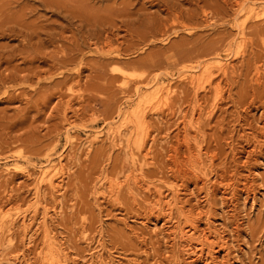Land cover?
Returning a JSON list of instances; mask_svg holds the SVG:
<instances>
[{
    "label": "rangeland",
    "instance_id": "374dc122",
    "mask_svg": "<svg viewBox=\"0 0 264 264\" xmlns=\"http://www.w3.org/2000/svg\"><path fill=\"white\" fill-rule=\"evenodd\" d=\"M81 1L0 0V53L10 62L1 77L33 79L23 87L12 74L6 85L18 87L0 98V264H42L46 229L69 264H264V18L249 19L242 38L238 26L254 4L228 0L227 7L218 0L212 29L134 54L144 46L143 28L115 30L109 45L95 46L85 37L104 26L83 22ZM89 1L90 7L114 6ZM237 1L246 3L240 15ZM221 57L229 60L227 76L215 69ZM206 65L218 71L212 69V88L224 98L213 114ZM17 66L26 70L18 75ZM33 67L47 72L41 81L53 76L55 83L40 89ZM193 71L200 77L195 83L186 76ZM167 86L170 94L163 95ZM155 96L170 103L163 112L151 111ZM141 142L151 153L147 159ZM174 149L183 169L174 163ZM60 160L61 186L38 188L41 170ZM160 192L174 205L171 216L153 209ZM185 217L197 222L192 241L199 244L206 232L224 249L210 254L205 248L202 258L188 253L180 238Z\"/></svg>",
    "mask_w": 264,
    "mask_h": 264
},
{
    "label": "bare ground",
    "instance_id": "6f19581e",
    "mask_svg": "<svg viewBox=\"0 0 264 264\" xmlns=\"http://www.w3.org/2000/svg\"><path fill=\"white\" fill-rule=\"evenodd\" d=\"M89 1V0H88ZM87 0H82L79 4L80 5H77L76 3V7H78V10L80 12L79 13V17L84 20L83 22H85L87 25H90L92 28L96 27V25L99 26L102 25L104 26V29L102 31L101 34H95L93 37L90 36L89 38H86V40H88L89 42L92 41L95 42V44H99L100 42H103V44L105 45H109L112 41V39H115L117 35H116V31L119 33L121 30H124L125 28H127L128 26H135V25H139L140 27L143 28V32H140L141 29L139 30L140 32V40L143 41V43L141 45H144L142 49L140 50H137L134 54H137V53H142L144 51H146V49H149L150 46H154V44H161L162 46L164 45H167L171 42V40L173 38H176V37H181L180 35L182 34H186L187 36L189 37H192L194 35H197V32L200 30H203L205 29L204 27H211L212 23V18L213 15H214V9L216 7V3L218 0H143V2L141 3L142 0H138V1H135V3H137V5H140V7H138V9H136L137 5L135 4H125L124 7H122L123 5L121 4L120 8H117L116 5H118L117 1L119 0H100L101 4L103 3H109V2H112L114 1V6L116 8L113 7H110L109 5L108 6H105L104 8H96V6L94 7H90V5H88V2ZM133 1V0H132ZM224 1V0H223ZM46 2V1H45ZM90 2V1H89ZM222 2V1H221ZM117 3V4H116ZM124 4V1L122 2ZM134 3V2H133ZM228 0L224 1L222 4L224 5H228ZM251 3H253L254 5L250 8L247 9L246 13H244V15H246V20L245 22H242L239 24L238 28L240 29V36H242V38L244 37V34H245V28L247 27L246 23L248 22V20L251 22V20L253 19H263L264 18V0H251ZM255 3H261V4H258L259 6H256L257 4ZM67 5V4H66ZM69 5H72V4H69ZM95 5V4H94ZM235 7L238 8V13L239 15L242 14L245 10V5L246 3L244 4L243 1H237L235 2ZM8 6V5H7ZM93 6V5H92ZM73 7V6H71ZM156 8V11H153V13L149 10L150 8ZM228 7V6H227ZM236 8V9H237ZM72 9V8H71ZM240 9V10H239ZM48 10V9H47ZM153 10V9H152ZM155 10V9H154ZM55 11V10H54ZM151 12V13H148V12ZM71 12V11H70ZM75 13V12H74ZM71 15V14H70ZM106 15V16H105ZM238 17V14L236 15ZM215 17V16H214ZM256 17V18H254ZM79 18V19H80ZM211 19V21H209ZM244 18V17H243ZM236 20V19H235ZM81 21V20H80ZM191 22H194V24H189ZM242 21V20H241ZM260 21V20H259ZM188 22V23H187ZM101 23V24H100ZM121 23V25L119 24ZM210 23V24H209ZM258 23V21H257ZM263 23V22H262ZM85 24V25H86ZM80 25V23H79ZM78 25V26H79ZM83 24L81 23V26ZM216 25V24H215ZM222 25V24H221ZM225 25V24H224ZM252 25V24H251ZM101 26V27H102ZM220 26V25H219ZM38 27V26H37ZM136 27V26H135ZM139 27V28H140ZM21 28V27H20ZM99 28V27H98ZM203 28V29H202ZM218 28V27H217ZM260 28V27H259ZM135 29V28H134ZM212 29V27H211ZM20 30V29H19ZM37 30V29H36ZM35 30V31H36ZM44 30V29H43ZM41 30V31H43ZM116 30V31H115ZM206 30V29H205ZM214 30V28H213ZM257 30V29H256ZM11 31V30H10ZM14 31V30H12ZM23 31V30H22ZM45 31V30H44ZM212 31V30H211ZM37 32V31H36ZM50 32V31H49ZM129 33V31H127ZM2 33V32H1ZM0 33V34H1ZM14 33V32H13ZM18 33V32H17ZM19 33H21L19 31ZM23 33V32H22ZM25 33H27L25 31ZM125 33H126V30H125ZM16 34V32H15ZM32 34H35V33H32ZM31 34V35H32ZM39 34V33H38ZM55 34V33H54ZM63 34V33H62ZM62 34H59L61 35L62 37ZM257 34V33H256ZM6 35V34H4ZM3 35V36H4ZM40 35H43L41 32H40ZM48 35V33H47ZM56 35V34H55ZM129 35V34H128ZM255 35V34H254ZM17 36V34H16ZM22 36V35H21ZM20 36V37H21ZM50 36V35H49ZM54 36V35H53ZM52 36V37H53ZM19 37V38H20ZM24 37V36H23ZM30 37V36H29ZM33 37V35H32ZM31 37V38H32ZM88 37V36H87ZM130 37V36H129ZM4 38V37H2ZM40 38V37H38ZM23 39V38H22ZM36 39V38H35ZM59 39V38H58ZM62 39V38H61ZM240 39V38H239ZM246 40V38H244ZM53 40V39H52ZM23 41V40H22ZM21 41V42H22ZM50 41V40H49ZM115 41V40H114ZM190 41V40H189ZM250 41V40H249ZM252 41V40H251ZM264 41V40H263ZM25 42H26V46L29 47V44L31 42V39L29 40H26L25 39ZM51 42V41H50ZM53 42V41H52ZM140 42V41H138ZM235 42V41H234ZM244 42V41H243ZM24 43V42H23ZM194 43V42H193ZM54 44V43H53ZM94 44V43H93ZM94 44V45H95ZM25 43L22 44L21 46L24 47ZM32 45V44H31ZM102 45V43H101ZM2 46V45H1ZM96 46V45H95ZM224 46V45H223ZM234 46V45H233ZM246 46V45H245ZM260 46V45H259ZM18 48V46H16ZM15 47V48H16ZM27 47V48H28ZM248 47V46H246ZM252 47V46H251ZM3 48V46L1 47V49ZM10 48V47H9ZM8 48V49H9ZM14 48V46H13ZM16 48V50H17ZM22 48V47H21ZM244 48V47H243ZM5 49V48H4ZM3 49V50H4ZM30 49V48H29ZM248 50V48H247ZM5 51V50H4ZM10 51V50H9ZM15 51V50H14ZM21 51V50H19ZM23 51L26 52V54L28 55L29 54V50H26L23 48ZM32 51V50H31ZM209 51V50H208ZM219 51V50H218ZM244 51V50H243ZM11 52V51H10ZM18 52V51H16ZM14 52V53H16ZM28 52V53H27ZM37 52V51H36ZM193 52V51H192ZM207 52V51H206ZM262 52V51H261ZM8 54V52H7ZM21 54H22V51H21ZM24 54V53H23ZM22 54V55H23ZM202 54V53H201ZM6 55V54H5ZM11 55V54H9ZM7 55V56H9ZM21 55V56H22ZM57 55V54H56ZM204 55V54H203ZM220 55V54H219ZM238 55V54H237ZM14 56V55H13ZM20 56V57H21ZM31 56V54H30ZM68 56V55H67ZM104 56V55H103ZM106 56V55H105ZM104 56V57H105ZM116 56V55H115ZM119 56V55H118ZM12 57V56H11ZM19 57V56H17ZM63 57V56H62ZM108 57V56H107ZM219 57V56H218ZM8 58V57H6ZM14 58V57H13ZM23 58V57H22ZM65 58V57H64ZM121 58V57H119ZM209 58V57H208ZM43 59V58H42ZM223 58H219L217 60V62H215V69L217 67L218 71L221 72L223 75L227 76V72L229 70V66L230 64L228 63L229 60H222ZM5 60V61H4ZM9 59H5V56L3 53H0V70L1 68L3 69V64L4 62L6 64H9L10 62L8 61ZM13 60V59H12ZM32 60V59H31ZM60 61V60H59ZM152 62V61H151ZM205 62V60H204ZM214 62V61H213ZM264 62V61H263ZM206 63V62H205ZM208 63V62H207ZM210 63V62H209ZM208 63V64H209ZM261 63V62H260ZM211 64V63H210ZM201 65V64H200ZM203 65V63H202ZM196 66V65H195ZM263 67V64L261 65ZM259 66V67H261ZM64 67V66H63ZM190 67V66H188ZM187 67V69H188ZM197 67V66H196ZM195 67V68H196ZM205 67V66H203ZM202 66L200 68H203ZM15 68V67H14ZM13 68V69H14ZM194 68V66H193ZM11 69V70H13ZM28 69V68H27ZM184 69V68H183ZM182 69V71H183ZM192 69V67H191ZM214 69V66H210V65H206V68L203 72V75H206L207 76V79H208V84L210 85V89L213 90V93L215 95V98L213 99V103H212V114L213 112L215 111L216 108H219V103H222L220 101H222V98H223V95H221V91H220V88L217 87L216 89H213L212 88V79L214 77V74H213V70ZM216 72H218L217 70H215ZM6 71H9L10 68L6 66L5 68ZM26 70V69H25ZM25 70H20V68L18 69V66L16 68V73L19 75V73L25 71ZM185 70V69H184ZM29 71L32 73H34V77L35 79H37V85L40 87L44 84L46 85H51L53 83H55V78L53 76H49V78H45L44 80L45 81H41V78H40V74H42L43 72L44 73H47L45 71H38V68L37 67H33V68H30ZM48 71H51L48 70ZM79 71V70H78ZM187 71V70H186ZM4 72V71H3ZM194 72V71H193ZM197 72V71H196ZM215 72V73H216ZM64 73L65 72H60L59 75H58V78H63L64 77ZM80 73V71H79ZM186 72H184L183 74H185ZM13 74V73H12ZM11 74V75H12ZM182 74V73H181ZM182 74V75H183ZM11 75H8L11 76ZM188 75V76H187ZM2 76V73H0V91H3V92H0V95L2 94V96H0V98L2 97V99H7L11 94L10 92L13 91L11 90L12 88H10L8 86V84L6 85V83H8V80L7 78L4 79L1 77ZM31 76V75H30ZM30 76H25L24 77H21V78H18L16 75L13 74V77H11L12 79L11 80H17L18 82L19 79H21L22 81L24 80L25 82H22V84L20 85L18 82V84L20 86H23L24 87V84L23 83H26V82H29L31 83L33 81L32 78H30ZM187 78L190 80L191 83H195L198 81V79L200 77H198V75L196 76V73H189L187 72L186 74ZM255 77L256 79L254 80L255 83H260L261 80H262V73H261V70L260 68H256L255 70ZM186 78V79H187ZM217 78V77H216ZM4 79V80H2ZM9 80V81H11ZM214 80V79H213ZM13 81V82H14ZM65 81V80H64ZM222 81V80H221ZM232 81V80H231ZM252 81V80H251ZM12 82V83H13ZM11 83V84H12ZM189 83V82H188ZM251 83V82H250ZM10 84V83H9ZM42 84V85H41ZM207 84V85H208ZM15 85V86H14ZM195 85V84H193ZM256 85V84H255ZM258 85V84H257ZM12 86H14V88L18 87L16 86V84H12ZM152 86V85H151ZM45 87V86H44ZM200 87V86H199ZM206 87V86H205ZM15 88V89H16ZM166 88L167 90L164 91L167 92L168 94H170L169 90V86L167 87H164ZM14 89V91H16ZM19 89V88H18ZM17 89V91H18ZM21 89V88H20ZM26 90L27 88H23V90ZM41 89V87H40ZM11 90V91H10ZM38 90V89H36ZM157 90V89H156ZM156 90H154L155 94H156ZM161 90V89H160ZM200 90H205V88H201ZM222 90V89H221ZM13 91V92H14ZM35 91V90H34ZM20 92V91H19ZM36 92V91H35ZM159 92V90L157 91ZM163 92V91H162ZM204 92V91H203ZM22 93V91H21ZM153 93V92H152ZM207 93V92H206ZM163 94V93H162ZM21 95V94H20ZM24 94H22L23 96ZM26 95V94H25ZM24 95V96H25ZM151 94H149L150 96ZM158 95V94H156ZM161 95V94H160ZM163 95H166L163 94ZM14 97V96H13ZM12 97V98H13ZM153 97V96H152ZM197 98V96H196ZM11 99V98H10ZM16 99V98H15ZM1 100V99H0ZM26 100V99H25ZM31 100V99H30ZM197 100V99H196ZM224 100V98H223ZM151 101V100H150ZM199 102V100H198ZM170 104V103H168ZM167 104V100L163 97V96H155L154 99L152 100L151 102V106L150 108H152V112H157V111H162L163 108H165ZM200 105V104H199ZM208 105V104H207ZM69 107V106H68ZM200 108V107H199ZM167 109V107L165 108ZM169 109V108H168ZM202 110V109H201ZM218 110V109H217ZM163 112V111H162ZM211 112V111H210ZM201 113V112H200ZM154 114V113H153ZM157 114V113H155ZM199 114V113H198ZM209 114V113H208ZM211 114V113H210ZM215 114V113H214ZM146 116V115H145ZM212 116V115H211ZM148 117V116H147ZM209 117V116H208ZM213 117V116H212ZM146 119V118H145ZM100 135V134H99ZM98 139V136L96 137ZM116 138V137H114ZM186 139V138H185ZM190 141V140H189ZM147 142V141H146ZM145 142V143H146ZM187 142V141H186ZM185 142V143H186ZM188 143V142H187ZM186 143V144H187ZM142 144V145H140ZM139 144L140 146V149H141V153L143 152H146L145 153V156L143 154V158L147 159L149 157V152L146 151V148L144 147V142H141ZM189 145V144H188ZM186 146V145H185ZM187 147V146H186ZM191 147V146H190ZM178 149V148H177ZM175 150V156H174V163L175 165H178V163L180 164H183L180 160V155L178 153V151ZM143 151V152H142ZM199 153V152H198ZM200 154V153H199ZM196 155V154H195ZM194 155V153H190V155H188L189 157L188 158V162H190V164L193 162L195 163V159L196 156ZM151 156V155H150ZM173 157V156H171ZM185 162V160H182ZM188 162L185 165H188ZM182 166V165H181ZM180 165H178V168H182L184 166L181 167ZM190 167V165H188ZM17 168V167H16ZM177 168V169H178ZM183 169V168H182ZM22 170V169H21ZM176 170V169H175ZM20 171V169H19ZM26 171V170H24ZM185 173V172H184ZM64 173H63V163H62V160L59 161L58 164L56 165H52L48 168H45L43 170H41L40 172V176H39V180H38V188L43 185V184H47L49 186H51L52 188L56 189V188H59L58 186H61V183L63 181V176ZM206 176V175H205ZM135 177H138V176H135ZM128 180V179H127ZM135 183H139L137 178H135L134 180ZM121 186V183H117L115 186L112 185V187H110V194L111 196H114L119 188ZM228 186V185H227ZM230 186L229 185V189H230ZM227 189V188H226ZM176 195V193H175ZM160 196V197H159ZM159 201H156L157 204H155L153 206V209H158L160 210L162 213H164L165 215L167 216H171L172 215V212L174 210V205H172L173 203H166L164 202V194L163 193H159ZM157 210V211H158ZM2 212V211H1ZM0 212V214H1ZM3 214V213H2ZM9 214V213H8ZM192 217V216H191ZM186 218V223L184 224L183 227H181L180 229V238L183 240V242L185 243V247L188 248L187 251H189L188 253H193V254H199V257L202 258L204 253H205V248L208 249V253L212 254L213 252L215 251H218V250H223L224 249V245H221L217 242H214V241H211V236L209 234V236L207 235L206 237V232L205 234L203 235V239L200 240V243L199 244H196L194 241H192V236L190 235V233H195L196 231H198V227H197V222L195 220V218H190V217H185ZM14 221V220H13ZM179 235V233H178ZM190 235V236H189ZM58 240V239H57ZM216 240V239H215ZM43 244V250L40 252L41 254L38 255L40 256L39 258H41V262L42 264H69L67 262V258H64L61 257L62 255V250L60 249L59 247V244L57 243L56 239L54 238L53 234L51 232H49L47 229L45 230V235H44V243ZM66 256V254H65ZM198 256V255H197Z\"/></svg>",
    "mask_w": 264,
    "mask_h": 264
}]
</instances>
